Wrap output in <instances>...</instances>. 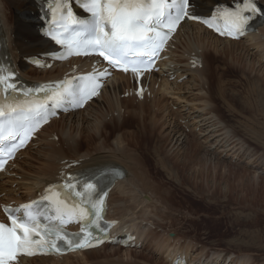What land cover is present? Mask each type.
I'll list each match as a JSON object with an SVG mask.
<instances>
[{"label":"rangeland","instance_id":"1","mask_svg":"<svg viewBox=\"0 0 264 264\" xmlns=\"http://www.w3.org/2000/svg\"><path fill=\"white\" fill-rule=\"evenodd\" d=\"M189 28L188 30L197 33L196 30H193L195 26H190ZM186 35L187 31L183 35H180L171 47L173 57L168 65L171 67L180 66L185 72L184 76L180 77H184V79L181 80L179 78L177 87H172V89H175L181 86L179 89L181 92L176 94L179 100L173 96L174 94H165L161 90L156 91L154 95L151 93V95L146 97L144 101H147L150 106L157 100H161V106L166 111H161L157 115L155 114V121L151 122L159 126L158 120L161 121L159 124H162L163 132L159 134H163V136L159 137L156 133L149 132L150 127L146 125V129L148 128L147 132L153 136L148 134L150 138L142 141L144 144H147L151 139H157L155 141L163 144L164 152L162 153V157L164 156L167 162L170 159L169 157H173V163H177L178 165H183L184 163L186 165L183 173L186 177L185 180L183 179V188L174 190V185L168 182L172 180L178 181L180 178L174 176L176 174L174 173L176 172L175 166L171 162L167 168L173 171L174 174L169 173L168 170V172L164 171V177H157V174L149 172L148 177L153 187L151 192L154 193L148 195L154 202L150 205L153 208H151L149 216L157 213L160 218L153 217V219L146 220L140 217L135 218L131 223L138 226L144 232L140 244L135 247L122 249L107 247L103 249L104 251L101 250L102 253L95 260L97 264H100L98 262L101 260H113L117 263L127 262L130 264H170L166 255L159 250L160 248H157L158 245L162 244L160 241H163V238H171L174 241L172 243L174 246H183L189 243L188 253H191V258L197 254H207L209 256L210 252H216L217 250L224 253L235 252L236 254L248 257L251 264H258L259 262V264H262L261 261L264 260V190H261L260 193L252 192V189L260 182L257 179L264 180V165L249 167L242 162H232L229 158L219 153H212L215 151L213 148L210 149L212 152L209 153L206 148V150L204 148L200 149L198 146L201 143L205 144V146L211 145L216 136L214 135L216 132L214 129L218 128L217 131H220L219 126H224L226 130L229 127L239 137L244 138L255 151L264 155V135L249 129V126L253 123V127L258 126L259 123L264 124V121H262L264 119L260 117L259 110H256L257 108L253 106L254 103L250 101L247 83H245L248 80V76L253 75L259 78L264 87V63L261 57L258 58L257 56L260 50L251 46V51L255 52H251L248 49L247 53H245L246 49L244 51L241 50L243 46L246 47V45H243L244 42L238 43L236 45V48H239L237 51L230 50V52L226 50V54H223L225 59H222L221 62L220 58H217L218 67L227 63V75L219 73L213 77L207 76L208 78L195 79L194 77L192 78L194 70L191 69L188 58L184 56V36ZM218 45H225V42H220ZM253 46L255 45L253 44ZM224 47H227V45ZM214 50L215 48L207 49L205 51L206 56H210V52H215ZM261 63L263 66L260 65ZM209 65L211 66L210 69L213 70L217 66V62L215 61ZM160 78L162 84L167 80V86L169 82L171 85L176 82V79L168 77L167 72L161 73ZM111 93L110 91L108 92L109 95ZM125 96H127L126 93ZM106 97L105 93L100 97L101 99L99 98L98 101H95L84 113H78V115L75 114L76 116L72 115L71 118L65 117L55 121L49 129L39 136L28 151L16 160L10 172L0 178L3 183H8V186L13 188L11 196L23 199L26 197L24 186L27 183L21 182L23 176H44L49 169L44 174L41 173L48 167L60 166L61 163L64 164V159L85 157L98 152L97 150L100 148L102 149L99 151H106V153L121 150L123 152L126 140L121 142V144L119 143V147L116 143L119 135H124V139H132L137 142L140 136L136 127L137 124L135 123V126H128V122L124 124L127 126L126 128L121 125L119 129H114L116 126H113L111 129L108 125L104 126L101 123V131L107 132L103 131L109 140L102 133H98L95 140L90 139V132L87 127L92 121L97 119L95 117L96 110L100 107L103 108L102 106L106 102ZM202 100L204 103L202 102L201 104ZM170 110L174 113L173 115H169L168 111ZM150 113L153 116L152 112H148V116H150ZM147 114H145V118H149ZM255 114H258V116ZM118 117H120V113H118ZM175 121H182L185 124V128L183 127L180 132L174 129V132L169 133V128H174ZM256 121L259 123L257 124ZM129 127H132L133 130ZM67 129L70 130V134L74 138L69 140H73L74 144H70L69 141L62 143L60 140H54L56 138L55 135H58L56 132L60 133ZM186 129L193 132V136L190 137L196 142L186 140ZM182 131L185 133L180 136ZM132 134L134 136H131ZM218 134V137L222 136L221 138L226 136L225 132ZM174 136L178 138L177 143ZM226 137L227 151H229V141L231 142V139L228 138L229 136ZM75 140L85 143V148L90 153H82L80 155H77L75 152L73 153L70 147L71 145L76 146L77 141ZM52 141L56 142L51 143ZM104 141L109 143V145L96 147L97 144L100 145ZM188 141H193L194 148L198 150L195 159L188 157L185 151L184 146ZM139 145H134L133 150H124L126 152V155H124L126 158L123 156L125 161L137 157L136 152H140L141 149ZM223 147H226V143ZM53 150L59 153L62 151V153H56L52 160L49 154L53 156ZM155 150L158 151V147ZM114 155L116 156L117 154L114 153ZM157 156L159 160L162 159L161 156ZM136 161L138 160L136 159ZM262 163L264 164V156ZM170 164L171 166H169ZM121 188L123 186L120 187V190H122ZM247 188H250V190ZM118 189L119 187L113 192V203L111 204L112 212L116 213V215L120 212L118 208L120 201L117 200H120L121 193ZM5 198L6 195L1 193L0 199L6 200ZM136 209L139 210L138 207ZM190 248H193V250L190 251ZM236 256L241 257L239 255ZM71 259L75 264H78V261H82L81 257H73ZM50 263L56 264L54 261H50ZM32 264L36 263L33 262Z\"/></svg>","mask_w":264,"mask_h":264},{"label":"bare ground","instance_id":"2","mask_svg":"<svg viewBox=\"0 0 264 264\" xmlns=\"http://www.w3.org/2000/svg\"><path fill=\"white\" fill-rule=\"evenodd\" d=\"M231 1H236V0H194V11L197 13L208 15L211 12L213 6H215L216 4L225 3V2L229 3ZM0 13H1L2 22L5 25L6 30L10 34V41H11V44L14 50V54L19 59L18 60L19 66L21 67V69L26 75L33 77L35 79L47 80V78L48 79L57 78V77L65 76L66 74L71 73V72L68 73L67 71L72 69L75 63L78 64L80 67V66H83V64L93 63L94 61H96V59L93 57L79 58V59H75V60L69 61L64 64H57L52 69H49V70L48 69L47 70H37L35 68H31L28 65L27 60H24L25 57L27 59L29 57L40 55L42 52H47L50 49H52V45L50 41L43 38L38 33V17H37L36 5L34 4L33 0H0ZM190 26H195V29L193 30H196L197 33L193 32L192 30H188L190 29L189 28ZM186 31H187V35L184 36V39H185L184 40V44H185L184 56L187 57L188 60H191L193 58H200L204 62V66L202 67H199L195 63L189 62L190 66L194 70L192 72V78L193 77L195 79L196 78H206L207 76L213 77L215 74H219V73L221 74L224 73L225 75H227L226 73L227 63H225L224 65L222 64L220 67H218L219 63L217 61V58L219 57L220 58L219 60L221 62L222 59H225V56L223 54H226V50L227 51H230V50L237 51V49L239 48H236V45L238 43H243L242 40L220 38V37L215 36L213 33H211L210 31H208L207 29H205L199 24L186 22L182 25V27L180 28L177 35L174 37V39L172 40L169 46V50L167 51L168 60H171L173 57V54L171 52V47L173 46L175 41H177L179 36L183 35ZM244 40H246V42L243 43V45H246V47L243 46L241 50L244 51V49H246L245 53H247L248 49L249 51H251V46H253L251 44H254L257 50H260V53L256 52L258 58L260 57L262 58L261 54H264V23L260 25V28L258 29V32L256 34L251 35ZM220 42H225V45L219 46L218 43ZM226 45L227 47H224ZM212 48L213 49L215 48L214 50L215 52L213 51L210 52V56L207 57L205 54V51L207 49H212ZM251 52H255V51H251ZM215 61L217 62V66L214 67L213 70H211L210 69L211 66L209 64L214 63ZM167 63L168 62H165L163 65L165 69L167 68ZM257 63L259 62L257 61ZM260 65H262V63ZM77 71H79V68L77 69ZM168 74H172V76L177 74L176 82H174L173 85H171V83L169 82V85L167 86L166 85L167 80H165L164 83L162 84L161 80L159 79V75L153 74V73H151V75H147L145 78V82H142L141 85L142 86L145 85L147 92L152 91V95H154L156 91L161 90V92L165 94H174L173 96H175V98L179 100L176 94L181 92V90H179L181 86L178 85L180 87L175 88V89H172V87L173 86L177 87V83H178L180 76H183L185 73L183 69L177 66V67L168 69ZM245 83H247L246 85L248 87V91H249L248 94H249L250 101L254 103L253 106L257 108L256 110H259L258 112L260 113V117H263L264 119V87L262 86L259 78H256L253 75L252 76L249 75L248 80ZM132 88L135 90L140 88V85L136 82V80L133 77H131L129 74H124V73L117 74L116 76H114L112 80L108 82L104 90L101 91V94H99L96 98L91 100L90 103H87V105L85 106L83 110L81 109V110L72 112L69 115H62L60 118L56 117L54 120H51L49 125H47L45 128L42 129V131L40 132V135L43 133V131H45L46 129H49V127L53 125L55 121L63 119L65 117L71 118L72 115L76 116L78 115V113H82V112L84 113L85 111H87L86 109H88L93 103H95V101H98L99 98L103 96L105 93L107 97L105 99L106 100L105 104H103L102 106L103 108L99 106L100 108L96 110V115H95L97 119L95 121H92L91 123L89 121L90 125H88L87 127L90 132V135H89L90 139L95 140L96 136H98V133H102L103 136H105L106 139L109 140L107 135L104 134L105 131L104 130L101 131L100 126L102 125L104 126L108 125L109 127H111V129L113 128V126H116L114 129H119L121 125L125 128L127 127L124 125L125 122H128L127 123L128 126H135V123L137 124L136 127L140 134V136L137 139V142H135L132 139H124L125 138L124 135H119L117 138L118 141H116L118 146H119V143L121 144V142L126 140V144L125 146H123V152L122 150L118 152L112 151L117 155L115 156L113 153V156L111 157L113 159L120 161L122 164H124V167L127 169V175L124 177V179L119 180L116 183L115 188L112 190L110 194L109 204H110V216H112L113 218L119 221L120 227H123V229L127 230L128 232L135 234L140 239L141 237H143L144 232L143 230H140L138 226L131 223L132 220H135V218H138V217L142 218L143 220L153 219V217L158 218V219L160 218V216L157 213H153L152 216L151 215L149 216V212L151 211V208H153V206H150V205L154 203L153 199L151 200V198L148 197V195L154 194L153 192H151V189H153V187L148 177L150 174L149 172L157 174V177H160V176L164 177V171L168 172L169 169L167 168V166L170 162L173 163L174 159H172L173 157H169L170 159L167 162L164 159V156L162 157V153L164 152L163 144L159 143L158 141H155L157 139L155 140L151 139V141H149V143L147 142V144H144L142 142L144 139H148L150 138V136H153L152 134L147 132L148 128L146 129L145 127L146 125L150 127L149 132L156 133L159 137L163 136V134L162 135L159 134L163 132L162 124H159V122L161 121L158 120L159 126L151 122L155 121L154 119L157 114H160L161 111L164 112L166 110H164L163 107L161 106L162 104L161 100L159 101L157 100L150 106V104L147 101L139 100V97L136 96V94L132 95V97L125 96V93L127 91L129 92L133 90ZM109 91L112 92L110 95L108 94ZM201 92L203 91L201 90ZM238 101L240 100L238 99ZM202 102L204 103L203 100L200 103L202 104ZM105 106L106 108H104ZM168 110H169V107H168ZM171 110L168 111L169 115L174 114L172 113ZM148 112H152L153 116L151 115V113L149 114L150 116H148L147 114ZM118 113H120V117H118ZM145 114H147L149 118H145ZM255 115L258 116V114H255ZM213 122H215V120H213ZM101 123L103 124L101 125ZM108 123H111V124H108ZM215 124H218V123H215ZM253 124L249 126V129H252V131L254 130L253 132H256V133L258 132V133H261V135H264V124L259 123L258 126L256 125L254 127H253ZM183 127L185 128V124H183L182 121H175L174 128L172 127H171L172 129L169 128L170 129L169 133L174 132V129H176L177 132H180ZM219 127H220L219 129H221L220 131H217L218 128L214 129L216 131L214 134L216 135V138L214 139V142L211 143V145L205 146V144L203 143L199 145L196 143L200 147V149L206 148L207 152L210 153L212 152L210 150L211 146L213 144H216L217 141H219L220 143L222 142V144L224 142L226 143V147L224 148V150H227V137L226 136H229L228 138L231 139V142L229 143L230 150L227 152L232 153L233 157H237V158L240 157L242 160L246 158V163H252L254 164L252 166H255V167H258L260 164L264 165L262 163V158L264 155H261L257 151H255L253 147L250 144H248L244 138L236 137L238 135L235 132H233L228 126H227L228 127L227 130L224 126H219ZM129 128L133 130L132 127H129ZM223 129L225 130L222 131ZM221 132H225L226 136H223V138H221L222 136L218 137L219 135L218 133H221ZM56 133H58V135L56 136L54 140H60L62 143L69 141L70 144H74L73 140H69L71 138L74 139L73 136L70 134V130L67 129L65 131H61L60 133L59 132H56ZM183 133L185 132L182 131L180 136H182ZM192 133L193 132L191 130H187L186 140L194 141V139L190 137V136H193ZM131 136H134V134H132ZM174 137L176 138V143H177L178 138L176 136ZM187 138H190V139H187ZM255 138H256V135H255ZM193 141L186 142V145L184 146V148H185V151L187 152V156L195 159V157L198 154V150L194 148V142L196 141L194 142ZM53 142H56V141H52L51 143ZM75 145L76 146L71 145L70 147V150L73 151V153L75 152L77 155H80L82 153H87V154L90 153L85 148L86 146L85 143L77 141ZM103 145L107 146L109 145V143L104 141V142H101L100 145L97 144L96 147H101ZM134 145L141 146L140 152H136L137 154V157L135 156L136 158H130L129 160L126 159L127 161H125L126 157L124 155H126V152L124 150H127V151L133 150ZM156 147H158V151L155 150ZM100 149H98L97 151H99ZM218 149L219 151L221 150L223 151V149H220V148ZM25 152H22V154ZM112 152H109V153L112 154ZM52 153H53V156L52 154H49V157H51L53 160L55 157V154L56 153L60 154L62 153V151L59 153L58 151L53 150ZM212 153L217 154L218 152L215 149V151ZM157 155L161 156L162 159L159 160ZM103 158L104 157L101 155L93 156L88 159L87 157H84L81 161H79L80 162L79 167H81L82 165H86V164L101 160ZM136 159L138 161H136ZM14 164H12V166ZM72 165L71 164H67L66 166L62 165V168L50 166V168L48 167L41 173V174H44L49 169L44 176H39V175L29 176V177L23 176L21 178L22 180L21 182L27 183V184L24 183L25 184L24 189L26 190V195L29 197L32 194H34V192L37 191L39 187L44 185L45 183L53 182L61 178L62 175L65 172H67ZM173 165L175 166L176 172L174 173L176 174H174L173 171L171 170H169V173H172L174 174V176H177L180 178L178 179V181L172 180L168 182L171 185H174L173 187L174 190L175 189L177 190L178 188L180 189L183 188L182 187L183 179L185 180L186 178L183 173L186 169V165L184 163L183 165H178L177 163H173ZM169 166H171V164ZM75 168H78V166L76 165L72 167V169H75ZM59 169L61 170L59 171ZM9 171H10V168L0 173V178L3 175L8 174ZM60 173L62 175L57 176V174H60ZM257 180L258 182L260 180V182L258 183V185L254 187V189H252L253 190L252 192L260 193L261 190H264V184H263L264 180L263 179H257ZM122 186L123 188H121L122 190H120V187ZM118 187H119L118 190H120V193H121V198L120 200L119 199L117 200V201H120L118 203V208L120 212L118 215H116V213L112 212L111 204L113 203L112 201L113 192H115L114 190L117 189ZM247 189L250 190V188H247ZM1 191L11 192V189L8 187V183H3L0 179V192ZM8 199L9 201L13 200L14 202L22 201L20 198L13 197V196H9ZM136 207H138L140 211L137 210ZM132 209L135 210L136 212L133 211ZM125 223H129V224H125ZM120 227H118V230L121 229ZM254 239L256 240V238ZM162 240L163 241H160L162 244L158 245L157 248L158 249L160 248L159 250L162 253H164V255H166V258L169 261H171V263L169 262L170 264H172V260L176 256L182 255L183 253L187 254L189 251L188 249L189 243L183 246H180V245L174 246L172 245L174 241L171 238L169 239L163 238ZM112 245H104L98 249L90 250V251L75 254V255L63 256V257H41V258H32V259L22 258L19 260L17 264H32L33 262H35L36 264L37 263L38 264H52L50 263V261H54L56 264L58 263L59 264H75V262H73V260L71 259L73 257H81L82 261H78V264H97L95 263L97 262L95 260H97L98 255L102 253L101 250L106 249L107 247H112V248L116 247L118 249L121 248L119 246H112ZM191 250H193V248H190V251ZM236 255H239L241 257H238ZM193 258L195 259V263H193V261L188 259L189 261L188 264H214V263L220 264V262L221 264H251L250 259L248 257H244L243 255L236 254L235 252L226 254V252L224 253V252L217 251V250L216 252H210L209 256L207 254H201V255L197 254V255H194ZM193 258L192 260H194ZM104 262H114V261L113 260H101L98 263H104ZM261 262L262 264H264V260H262ZM119 263H127V262H119Z\"/></svg>","mask_w":264,"mask_h":264},{"label":"snow or ice","instance_id":"3","mask_svg":"<svg viewBox=\"0 0 264 264\" xmlns=\"http://www.w3.org/2000/svg\"><path fill=\"white\" fill-rule=\"evenodd\" d=\"M73 0H53L52 39L64 49V56L97 54L114 67L127 72L141 73L150 70L155 58L163 51L171 35L185 18L197 19L189 14L190 0H79V7L90 14L87 19L78 18L72 8ZM261 10L255 0H242L235 9L218 8L211 20H204L210 28L221 35L238 38L249 26V20ZM58 16V18H57ZM106 72H96L79 78L80 84L73 86L71 81L41 86L39 89H25L24 96L43 91L45 100H24L23 102H3L0 100V153L4 142L8 141V153H12L31 137L52 114L47 101L57 107L65 102L82 107L89 99L99 94L102 86L99 81ZM11 90V92L9 91ZM0 91L11 94L17 91L14 74L0 68ZM19 139V143L12 141ZM4 161L0 158V169ZM70 192L81 198L88 207L62 208L56 199L59 194L43 197L50 201L55 211L53 215L39 211L40 202L25 204L20 209L5 208L9 213L10 225L0 223V264H14L22 255L61 253L68 250H83L97 243L93 230L100 229L104 210V196L98 195L95 183L85 182L83 191H75L76 185H64ZM23 210V215L18 213ZM93 219L86 223L80 234L64 231V225L72 222ZM44 221V222H42Z\"/></svg>","mask_w":264,"mask_h":264}]
</instances>
